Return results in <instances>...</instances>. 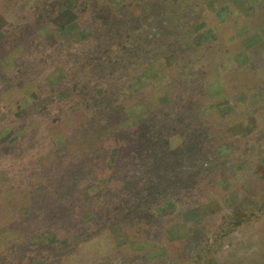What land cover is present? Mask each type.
Listing matches in <instances>:
<instances>
[{
    "label": "rangeland",
    "instance_id": "rangeland-1",
    "mask_svg": "<svg viewBox=\"0 0 264 264\" xmlns=\"http://www.w3.org/2000/svg\"><path fill=\"white\" fill-rule=\"evenodd\" d=\"M115 52L122 77L85 75L91 58ZM92 101L100 119L121 117L119 103L149 120L167 114L171 134L194 138L199 189L149 231L77 239L117 184L113 142H86L45 170L76 181L39 235L37 221L15 222L41 197L26 186ZM0 264H264V0H0Z\"/></svg>",
    "mask_w": 264,
    "mask_h": 264
},
{
    "label": "trees",
    "instance_id": "trees-1",
    "mask_svg": "<svg viewBox=\"0 0 264 264\" xmlns=\"http://www.w3.org/2000/svg\"><path fill=\"white\" fill-rule=\"evenodd\" d=\"M108 2L111 3V1ZM66 7L67 5L64 8ZM97 47L100 48L98 42ZM116 53L103 58L99 56L91 58V70L86 71L85 75L87 77H97L101 70L109 72V74H116V76L119 74L122 77L124 67L118 71L114 67L117 62L121 61L117 56H114ZM124 59L129 60L128 57ZM148 62L152 61L148 60ZM139 71L140 66L131 72L130 78L137 76ZM130 78H125L127 81L124 83L123 88L126 92L128 91L126 86ZM92 86L90 90L98 92V87ZM51 93H53V90ZM52 100L54 101L55 97ZM100 101L98 103L94 101L87 103V106L92 109L90 119L84 120L82 125L70 126L69 131L73 132V136L69 138L64 136L62 145L59 148L60 155L51 157L49 159L50 165L42 167L43 169L40 168V171L45 173V170L50 169L54 162L60 163L71 151L72 155L79 156L80 152H75L76 148L83 146L86 142L93 143L92 146H95L98 150L102 149L105 138L113 142L109 167H112L113 174L116 173L117 175V184L113 186L115 193L109 195L107 201H97L95 204L96 209L105 212L99 216L95 215V220L81 226L79 229L81 233L77 235V239L92 233V236H94L107 228L117 230L144 227V230L149 231L153 227L151 222L154 218L160 217V209H168L171 212L187 208L186 200L183 199L184 202L182 203L178 196L196 194L199 189L198 183H201L196 180L199 166L195 163L196 153L192 149L194 138L181 132L175 133V136L171 134L172 132H170L168 126H172L173 121L171 118L167 120V114L164 118L154 116L149 120V116H144L137 110L119 103L121 109L116 110L122 113L121 117L114 118V121V119H109L108 113L104 112L108 118L102 117L103 119H100L99 109L104 106ZM117 104V102H114L107 105L104 110L109 108L110 112L113 105L114 108H117ZM130 111H132L131 114H129ZM129 115L134 118L129 119ZM95 159L97 158H93V161ZM115 168L117 169L115 170ZM39 177L34 178V182H30L26 189L28 192L31 189L38 190L41 197L27 207L25 218L15 219V222L21 225L23 220H35L37 225L41 227L38 234L44 235L63 213L68 197L67 192H70L76 180L71 177V181L65 183L67 187H64L61 186V180L55 178L56 175L53 176V181L47 176V173L40 174ZM139 214L144 215L141 224L138 223L140 221L138 219H141L138 218ZM72 216L75 218L74 214ZM19 225L14 224L13 226L20 228ZM5 229L11 230L8 226ZM47 236L49 235L45 237ZM4 239L11 240L14 238L7 236ZM42 239L44 240V238ZM70 240L71 238L66 240L69 243L68 245L74 242H70Z\"/></svg>",
    "mask_w": 264,
    "mask_h": 264
}]
</instances>
